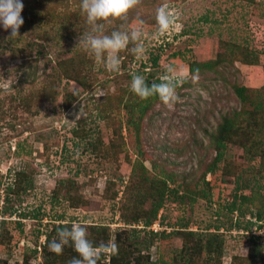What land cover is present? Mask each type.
Masks as SVG:
<instances>
[{
	"label": "rangeland",
	"instance_id": "1",
	"mask_svg": "<svg viewBox=\"0 0 264 264\" xmlns=\"http://www.w3.org/2000/svg\"><path fill=\"white\" fill-rule=\"evenodd\" d=\"M21 2L19 36L0 25V264H68L71 244H48L73 223L116 245L98 264H264V0H141L102 22L144 21L146 53L129 44L118 72L78 44L80 0ZM162 5L178 19L157 37ZM169 65L179 102L141 115L130 73L152 83Z\"/></svg>",
	"mask_w": 264,
	"mask_h": 264
},
{
	"label": "clouds",
	"instance_id": "2",
	"mask_svg": "<svg viewBox=\"0 0 264 264\" xmlns=\"http://www.w3.org/2000/svg\"><path fill=\"white\" fill-rule=\"evenodd\" d=\"M140 2L141 0H80V10L85 16L89 30L80 34L78 44L83 45L94 60L110 72L120 70L119 54L128 49L129 44L132 47L128 50L137 59L142 58L146 53L142 28L144 21L139 20L140 26L133 28L122 24L110 34H105L102 22L126 18L129 11ZM23 7L21 0H0V25L4 30H11L10 37L19 36V29L24 23L21 16ZM177 19L175 11L167 5L158 7L155 13V35L157 37L166 35ZM165 71L167 74L161 76L158 83L151 84L146 82L143 75L130 73V91L141 100L156 97L163 105L173 107L180 100L176 80L170 75L174 72V68L169 65ZM196 71L198 72V69ZM57 237L58 239L54 238L48 244V248L56 254H61L63 248L71 244L77 256L71 258L68 264H98L105 254L116 251L115 244L103 242L94 244L88 238L87 227L79 223H73L70 228L58 229Z\"/></svg>",
	"mask_w": 264,
	"mask_h": 264
},
{
	"label": "trees",
	"instance_id": "3",
	"mask_svg": "<svg viewBox=\"0 0 264 264\" xmlns=\"http://www.w3.org/2000/svg\"><path fill=\"white\" fill-rule=\"evenodd\" d=\"M204 21L208 22L209 18L205 17ZM215 23H216V21H215ZM184 33H187V32H184ZM180 55H181L180 53L174 54V56H176V57H178ZM159 61H160V56L159 55H157L156 57H153L152 58L153 67H158ZM214 64L215 63H210V64L209 63H207V64H190L189 65V70H190V72L195 73V72H197L196 71L197 69L199 70L202 67L210 68L211 65H214ZM159 81H160L159 78H157L154 82L158 83ZM146 82L151 84V81L149 79H147ZM236 94L238 95V97L240 98V100L243 103H247L248 102V100H249L248 96L249 95H248V88L247 87H245V86L237 87L236 88ZM154 100H158V98L152 97V98H149L147 100H141L139 102H136L137 112H139V113H141V115H143L145 113V111H147L149 109V105L151 103H153ZM122 104H123V108H126V109H127V107L130 106L129 105L130 104L129 101H124V102H122ZM105 112L108 113V110L105 111ZM130 123L131 122H129L128 124H130ZM232 126L233 125H232V123H230V120L226 119L224 121V123L219 127L218 135L214 138L215 139V146H216V149L218 150L216 163L221 161L222 158L224 157V154H225V151H226V148H227V138H228V135H230ZM210 171L212 172L213 168H211ZM160 206H161V204H158V206L155 208V211H154V216L155 217H157V214H158ZM147 224H149V223H147ZM63 227L64 226H59V229L63 228ZM160 235L161 236L165 235V232H162ZM115 259H116V257H114V260Z\"/></svg>",
	"mask_w": 264,
	"mask_h": 264
},
{
	"label": "built area",
	"instance_id": "4",
	"mask_svg": "<svg viewBox=\"0 0 264 264\" xmlns=\"http://www.w3.org/2000/svg\"><path fill=\"white\" fill-rule=\"evenodd\" d=\"M156 231V230H155Z\"/></svg>",
	"mask_w": 264,
	"mask_h": 264
}]
</instances>
